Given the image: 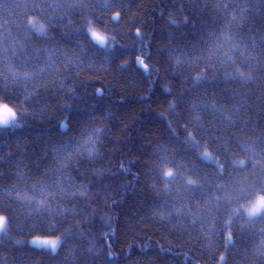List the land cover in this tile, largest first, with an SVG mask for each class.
Returning a JSON list of instances; mask_svg holds the SVG:
<instances>
[{
	"label": "trees",
	"instance_id": "obj_1",
	"mask_svg": "<svg viewBox=\"0 0 264 264\" xmlns=\"http://www.w3.org/2000/svg\"><path fill=\"white\" fill-rule=\"evenodd\" d=\"M0 101V264H264V0H0Z\"/></svg>",
	"mask_w": 264,
	"mask_h": 264
},
{
	"label": "snow or ice",
	"instance_id": "obj_2",
	"mask_svg": "<svg viewBox=\"0 0 264 264\" xmlns=\"http://www.w3.org/2000/svg\"><path fill=\"white\" fill-rule=\"evenodd\" d=\"M105 7H108V4H105ZM113 12L116 13V15H113L111 17L112 20L119 21L121 13L117 9H113ZM30 28H32L37 34L39 35H46L47 34V26L43 24V22L39 21L38 18H32L28 24ZM88 32V36L90 40L94 43H96L101 48H111L112 44L110 41L113 39V37L106 34V32L98 30L95 26H91L88 29H86ZM139 34V32H137ZM141 64H143V61H140ZM146 68L147 65H144ZM0 117H2V123L3 125H7L9 123L14 122L17 119V112L14 110V108L7 104V103H0ZM188 140L192 141L193 145H196L198 142L196 141L195 136L192 134V132L188 133ZM201 159L205 161H210L213 159V154L209 152L207 149L203 150L201 152ZM165 171H163V175L166 179H171L175 175V170L171 166H166ZM188 183L190 185L195 184L194 178H189ZM247 205H249L251 211L249 213V217H258L261 215H264V190L258 191L252 200L247 202ZM239 211V209L237 210ZM7 223V218L5 216H0V225H4ZM33 243L37 245L38 247H43L46 249H51L53 252H55L58 249L59 241L57 239H51V238H39L33 240Z\"/></svg>",
	"mask_w": 264,
	"mask_h": 264
},
{
	"label": "clouds",
	"instance_id": "obj_3",
	"mask_svg": "<svg viewBox=\"0 0 264 264\" xmlns=\"http://www.w3.org/2000/svg\"><path fill=\"white\" fill-rule=\"evenodd\" d=\"M113 15H116V13L115 12H112L111 13V17ZM39 21L43 22V24L47 26V31H48V24L46 22L42 21V20H39ZM91 26H95L98 30H101V31L106 32L105 26L103 24H98L92 17H85V23H84L85 31H86V29H88ZM86 33L88 34L87 31H86ZM0 103H3V102L0 101ZM0 123H2V117H0ZM165 170L166 169H164L163 171H165ZM242 208L244 209V211L246 212V214L249 216V213L251 211L249 205H247V204L246 205H242ZM0 216H3V215L0 214ZM7 222H8V219H7ZM6 224L0 225V231H3L4 227L6 226Z\"/></svg>",
	"mask_w": 264,
	"mask_h": 264
},
{
	"label": "rangeland",
	"instance_id": "obj_4",
	"mask_svg": "<svg viewBox=\"0 0 264 264\" xmlns=\"http://www.w3.org/2000/svg\"><path fill=\"white\" fill-rule=\"evenodd\" d=\"M242 212L244 213L245 216L249 217V216L246 214V212L244 211L243 208H242ZM4 228H5V227H4ZM3 231H4V229H3ZM3 231H0V236H1V234L3 233ZM56 239H57V240L59 241V243H60V239H58V238H56ZM33 240H34V239H31V240L29 241V244L32 245V246L38 247L37 245H35V244L33 243ZM40 248H43V247H40ZM43 249H46V248H43ZM46 250L52 251L51 249H46ZM52 252H53V251H52Z\"/></svg>",
	"mask_w": 264,
	"mask_h": 264
}]
</instances>
